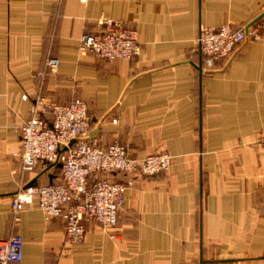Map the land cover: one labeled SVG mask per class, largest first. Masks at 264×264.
<instances>
[{"label":"crops","instance_id":"0c3cea01","mask_svg":"<svg viewBox=\"0 0 264 264\" xmlns=\"http://www.w3.org/2000/svg\"><path fill=\"white\" fill-rule=\"evenodd\" d=\"M101 18L135 28L141 55H81ZM260 18L264 0H0V241L23 237L21 264H264V36L217 73L196 67L202 28ZM39 96L84 100L91 131L106 117L102 149L119 141L131 157H173L155 176L104 175L134 185L117 225L86 220L83 242L67 238L64 219L47 221L38 200L15 223L18 192L62 179L60 166L24 169L21 128Z\"/></svg>","mask_w":264,"mask_h":264},{"label":"built area","instance_id":"2783aa9c","mask_svg":"<svg viewBox=\"0 0 264 264\" xmlns=\"http://www.w3.org/2000/svg\"><path fill=\"white\" fill-rule=\"evenodd\" d=\"M95 33L84 34L79 51L113 63L139 57L142 48L138 32L120 20L101 18ZM264 36V19L247 27L231 24L220 28H202L198 46L202 54L203 73L221 70L249 39ZM59 62L48 61L55 72ZM25 100L28 96L24 97ZM31 118L22 126V160L26 171H33L40 163L59 164L60 183L24 188L13 200L15 223L25 206L39 202V209L47 221L62 218L70 241L83 242L86 237L85 221L91 220L105 230L114 228L125 205V192L134 185V179L113 182L104 175L113 172L131 175L155 176L168 172L173 157L155 153L144 158L130 156L131 145L115 141L107 149L96 141L86 140L92 120L88 104L81 99L70 105H59L43 96L36 99ZM51 116V120L47 116ZM117 122V121H114ZM77 142L68 151L60 152L70 140ZM264 146V138L261 140ZM24 259V240L20 234L0 241V264H21Z\"/></svg>","mask_w":264,"mask_h":264},{"label":"water","instance_id":"95a60500","mask_svg":"<svg viewBox=\"0 0 264 264\" xmlns=\"http://www.w3.org/2000/svg\"><path fill=\"white\" fill-rule=\"evenodd\" d=\"M261 18H262V17H261ZM261 18L258 19V20H256V21L253 22L252 24H254V23L260 21ZM196 67H197V69H198L201 73H203V70H202V68H201L200 65H199V66H196ZM213 73H217V72H210L209 74H213ZM105 119H106V117H105L102 121H99L98 118H93V121H94V122H98V124H97V127H96L95 129H93V130L89 133L88 137L86 138L87 141L92 142V141H95V140L98 139V137H99V132H100V128H101L102 123L104 122ZM76 142H77V139H75V138L72 139V140H70L68 146L65 147L63 150H61L60 152L68 151L69 148L72 147ZM55 166H60V165H59V164H50V167H55ZM35 186H38V178L35 179V180H33L32 182H30V183L26 186V188H29V187H35Z\"/></svg>","mask_w":264,"mask_h":264}]
</instances>
